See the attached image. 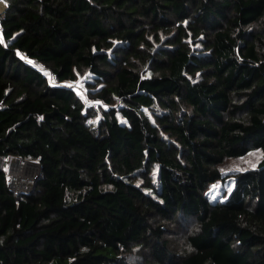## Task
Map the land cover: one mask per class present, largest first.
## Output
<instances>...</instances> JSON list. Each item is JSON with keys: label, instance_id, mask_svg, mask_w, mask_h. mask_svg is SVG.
Listing matches in <instances>:
<instances>
[{"label": "trees", "instance_id": "trees-1", "mask_svg": "<svg viewBox=\"0 0 264 264\" xmlns=\"http://www.w3.org/2000/svg\"><path fill=\"white\" fill-rule=\"evenodd\" d=\"M4 2L0 264H264V0Z\"/></svg>", "mask_w": 264, "mask_h": 264}, {"label": "rangeland", "instance_id": "rangeland-1", "mask_svg": "<svg viewBox=\"0 0 264 264\" xmlns=\"http://www.w3.org/2000/svg\"><path fill=\"white\" fill-rule=\"evenodd\" d=\"M94 80L93 78L89 77V74H83L79 73L77 75V79L75 81L70 82L69 84L72 85V87H75V90L77 91L78 95L83 99V101L86 104H93L95 107L99 106V102H97L88 92L87 88V79ZM100 86V85H98ZM89 93V94H88ZM92 94V93H91ZM90 95V96H89ZM94 95V94H92ZM262 158V149L253 150L245 157L241 158H228L226 161H224L222 164H220V168L223 172L231 173L238 170H246V169H252L255 168L260 160ZM39 166L35 167V165L29 166L28 171L26 173L27 179L31 180L32 182L35 181L39 174ZM32 186V185H31ZM231 189V185L229 183H221L216 182L210 187V193L214 197H220L224 195L225 191H229ZM174 242L179 245L181 252H186L188 249V246H186L184 241V234L174 235L172 237Z\"/></svg>", "mask_w": 264, "mask_h": 264}, {"label": "built area", "instance_id": "built-area-1", "mask_svg": "<svg viewBox=\"0 0 264 264\" xmlns=\"http://www.w3.org/2000/svg\"><path fill=\"white\" fill-rule=\"evenodd\" d=\"M2 3V2H0ZM6 8V7H5ZM5 8H0V22L1 19L4 17ZM2 27L0 25V31ZM37 68L45 70L47 73L48 79L53 84L63 83L65 85H70L69 83L72 82L70 80H65L63 82H59L57 77L51 73L47 72V70L40 65L38 62H35ZM2 107V103H0V108ZM35 165V167L39 166V163L35 160H32L30 156L27 158H20V157H11L8 163V184L12 190L16 192H24L27 193L31 190L33 182L26 177V173L28 171L29 166Z\"/></svg>", "mask_w": 264, "mask_h": 264}, {"label": "water", "instance_id": "water-1", "mask_svg": "<svg viewBox=\"0 0 264 264\" xmlns=\"http://www.w3.org/2000/svg\"><path fill=\"white\" fill-rule=\"evenodd\" d=\"M56 114H60L59 110L57 108H55L53 111L51 112H48L45 114L44 116V120L47 122V123H50V118Z\"/></svg>", "mask_w": 264, "mask_h": 264}, {"label": "crops", "instance_id": "crops-1", "mask_svg": "<svg viewBox=\"0 0 264 264\" xmlns=\"http://www.w3.org/2000/svg\"><path fill=\"white\" fill-rule=\"evenodd\" d=\"M5 0H3L2 3H0V8H5L6 7V3L4 2ZM2 30L0 31V37H2Z\"/></svg>", "mask_w": 264, "mask_h": 264}, {"label": "snow or ice", "instance_id": "snow-or-ice-1", "mask_svg": "<svg viewBox=\"0 0 264 264\" xmlns=\"http://www.w3.org/2000/svg\"><path fill=\"white\" fill-rule=\"evenodd\" d=\"M0 2H3V0H0Z\"/></svg>", "mask_w": 264, "mask_h": 264}]
</instances>
